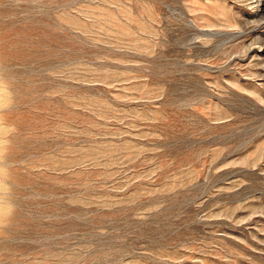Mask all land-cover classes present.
Returning a JSON list of instances; mask_svg holds the SVG:
<instances>
[{"label":"rangeland","instance_id":"rangeland-1","mask_svg":"<svg viewBox=\"0 0 264 264\" xmlns=\"http://www.w3.org/2000/svg\"><path fill=\"white\" fill-rule=\"evenodd\" d=\"M249 2L0 0V264H264Z\"/></svg>","mask_w":264,"mask_h":264},{"label":"bare ground","instance_id":"bare-ground-1","mask_svg":"<svg viewBox=\"0 0 264 264\" xmlns=\"http://www.w3.org/2000/svg\"><path fill=\"white\" fill-rule=\"evenodd\" d=\"M217 1V0H216ZM238 1V0H237ZM251 2H249L250 4H253L255 5L254 8L256 9H259L260 8V12L258 13H255V14H260L262 11H264V0H250ZM228 5V3H227ZM243 7V5H242ZM239 9V8H237ZM219 10V9H218ZM242 11V10H241ZM253 11V10H252ZM256 11V10H255ZM258 11V10H257ZM232 12V11H231ZM253 13V14H254ZM226 14V13H225ZM221 15V14H220ZM243 16V15H242ZM245 16V15H244ZM248 16V15H247ZM257 16V15H256ZM252 19H255V18H252ZM263 19V18H262ZM220 20V19H219ZM239 20V19H238ZM251 20V19H250ZM245 21V20H244ZM248 21V20H246ZM235 23L237 21H234ZM239 22V21H238ZM251 22V21H250ZM222 24V23H220ZM219 25V24H218ZM236 25V24H235ZM239 27V26H238ZM249 32V31H248ZM231 33V32H230ZM254 33V32H253ZM242 34V33H241ZM240 34V35H241ZM218 35V34H217ZM230 35V34H229ZM251 36L250 37H247L249 38L247 41H242V53H243V56L244 58L246 57L245 60H248L249 59V62H248V65L250 64V66H260V69H256L255 71L253 70V74L251 75H254L256 77H264V36H257L255 34H250ZM246 36V35H245ZM227 37H229L227 35ZM232 38V37H231ZM244 38V36H243ZM235 39V38H234ZM245 39V38H244ZM235 41V40H234ZM232 43V42H231ZM226 49V48H225ZM236 53V52H235ZM240 53V52H239ZM231 53H229L230 55ZM241 54V53H240ZM233 55V54H232ZM231 55V56H232ZM228 56V55H227ZM236 56V55H235ZM230 58V57H229ZM234 58V57H233ZM242 58V57H241ZM240 58V59H241ZM235 59H238L237 57ZM230 60V59H229ZM231 61V60H230ZM235 61V60H234ZM243 61V60H242ZM245 62V61H244ZM227 63V62H226ZM245 64V63H244ZM249 70V69H248ZM255 80V79H254ZM261 80V79H260ZM263 82H261L259 84V86L256 87V89H264V79H262ZM237 81V80H236ZM239 82V81H238ZM253 88V87H252ZM253 90H255V88H253ZM263 91V90H262ZM252 92V91H251ZM254 92V91H253ZM264 92V91H263ZM256 93V91H255ZM258 95V94H257ZM259 96V95H258ZM263 96V95H262ZM261 97V96H259ZM262 98V97H261ZM262 100V99H261ZM263 103V102H262ZM264 105V104H263ZM262 111V110H261ZM263 112V111H262ZM264 113V112H263ZM260 134V133H259ZM264 154V152H263ZM261 157V156H260ZM263 157V156H262Z\"/></svg>","mask_w":264,"mask_h":264}]
</instances>
